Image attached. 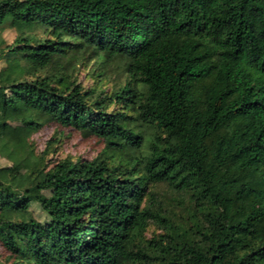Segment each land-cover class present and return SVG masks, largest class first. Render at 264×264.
I'll list each match as a JSON object with an SVG mask.
<instances>
[{
    "label": "trees",
    "instance_id": "1",
    "mask_svg": "<svg viewBox=\"0 0 264 264\" xmlns=\"http://www.w3.org/2000/svg\"><path fill=\"white\" fill-rule=\"evenodd\" d=\"M40 1L0 0V264H264V0Z\"/></svg>",
    "mask_w": 264,
    "mask_h": 264
},
{
    "label": "rangeland",
    "instance_id": "2",
    "mask_svg": "<svg viewBox=\"0 0 264 264\" xmlns=\"http://www.w3.org/2000/svg\"><path fill=\"white\" fill-rule=\"evenodd\" d=\"M41 0L37 5L41 16L48 15V9L43 4ZM20 3L25 4L28 0H19ZM13 31L0 30V40H4L7 44H10L14 39ZM80 58H76L73 54L67 57L61 56L59 54H53L51 58L45 63H38L34 65V69L38 70V73L46 75L49 77L57 78L59 75L64 74L65 78H76L80 83H84L86 87H91L94 85L91 79V73L95 67L81 68ZM0 72L3 77H8V73L3 71V64L0 63ZM15 126L21 131L23 127L19 124ZM52 140L53 147L62 146L60 153H70L73 155H80L84 158H93L98 152L103 149L112 150V146L109 143H102L97 138H85L79 132L63 129L57 126H49L47 129L38 136L39 147H43L46 143ZM60 140V141H59ZM58 142V144H57ZM60 142V143H59ZM10 163L0 159V180L6 181L10 174H20L25 173L30 168V162L25 161L17 168H11ZM164 192V191H163ZM48 196L51 192H46ZM2 249L0 248V253Z\"/></svg>",
    "mask_w": 264,
    "mask_h": 264
}]
</instances>
